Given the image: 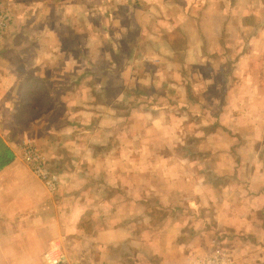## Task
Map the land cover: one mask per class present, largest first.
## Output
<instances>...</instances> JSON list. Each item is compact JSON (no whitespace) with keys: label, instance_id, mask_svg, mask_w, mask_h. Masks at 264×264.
Listing matches in <instances>:
<instances>
[{"label":"crops","instance_id":"crops-1","mask_svg":"<svg viewBox=\"0 0 264 264\" xmlns=\"http://www.w3.org/2000/svg\"><path fill=\"white\" fill-rule=\"evenodd\" d=\"M174 1L111 0L115 27L102 42L111 45L113 60L123 58L131 67L146 62L145 69L153 70L143 75L150 78L149 87H140L138 92L151 99L131 102L136 89L129 87L119 118L123 124L115 122L125 129L133 108L143 114L153 109L161 116L157 140L163 147L169 139L182 141L186 126L196 130V124L204 122L207 131L196 137L204 141L205 153V145L214 146L215 159L210 158L213 153L205 154L208 164L201 172L184 152L165 149L149 165L124 159L111 180V165L105 160L115 148L109 143L111 135L99 134L96 111L81 110L85 100L79 91L86 87L77 89L71 114L70 102H55L51 89L44 88L43 99L50 103H44L43 114L37 118L34 98L25 99L22 91L28 92L35 85L36 73L43 76L46 69L37 72L35 56L31 60L18 56L15 73L20 82L0 87V154L10 157L0 166V264H203L217 250L232 264H264V0H254V6L247 3L251 8L244 10L235 1L234 6L233 0L198 4L182 0L186 9L179 19L182 24L193 20L198 35L173 45L166 36L170 35ZM5 2L0 0V10L7 12H1L12 15ZM31 4L19 9L14 28L25 37L0 36V63L5 52L22 54L38 42L39 36L24 34L28 14L36 9ZM62 4L67 13L61 26L67 30L74 2L63 0ZM151 6L153 10H148ZM137 13L144 22L139 40L134 37L141 26ZM117 31L120 35L130 32L136 50L131 47L122 52ZM84 42L95 44L90 37ZM163 63L173 66L166 69L172 82L170 102L158 84ZM62 104L63 112L57 111ZM64 118L73 126L70 133L62 123ZM89 123L94 134L78 130L80 124ZM124 129L118 132L133 142L137 132ZM75 136L84 138L87 147L68 149L67 140ZM26 144L40 154L46 178L26 161ZM155 153L150 151L153 157ZM65 156H71L68 167L61 162ZM180 158L188 162L183 165L189 171L180 166ZM168 160L169 167L161 163ZM194 171L198 182L190 173Z\"/></svg>","mask_w":264,"mask_h":264},{"label":"rangeland","instance_id":"rangeland-1","mask_svg":"<svg viewBox=\"0 0 264 264\" xmlns=\"http://www.w3.org/2000/svg\"><path fill=\"white\" fill-rule=\"evenodd\" d=\"M150 1L155 2L156 0ZM234 1L237 3L236 7L240 10L247 8L250 9L251 7L247 3H250L252 6L256 4L254 0H239V2L238 0H233V5ZM62 2L63 0H6L5 3L11 8L12 15H10V13L6 15L8 24L0 30V36H5L6 39L11 36H16V40L25 37L23 34L14 30V28L18 23L19 9L23 7L24 4L32 3L31 5H34L36 9L35 11H30L28 14L30 18L26 16L28 17V22L24 24L26 29L24 34H26V36L29 35L30 37H39L38 42L29 47V49L25 50L24 48L22 54L15 51L5 52L3 60L0 63V66H4L0 67V70L5 72L3 77L0 76V87H9L11 84L17 83L18 81L20 82L21 77L19 78V76L15 73V63L16 57L21 55L25 60H31V57L33 59L35 56L33 63L35 64L37 72H41L46 69L42 73L44 74L43 76H39L40 73H36L37 80L35 85L30 87L28 92L24 91L25 88L22 91L25 99L37 98V100H35L37 106L36 114L44 110V103H49L43 99L44 88L49 87L46 88V90L51 89L52 92H50V96H52V99L55 102L59 100H64L65 103L70 102L71 104L70 106L67 105V109L71 114L74 113V105H76V102L73 101L77 100V89L80 87H86L79 91V97L82 95L85 100V103L82 104L84 106L81 110L85 111L87 109H94L96 111L94 114L95 116L97 115L96 120L101 121L98 124L101 127L99 134L108 133V135H111L109 143L111 148H115L111 153V156H108L105 160L106 165H111V180L114 179L113 175H115L114 169L116 165L121 163L124 159L127 160V163L129 160L138 159V162L141 164L147 163L149 165L156 163V160L161 158L165 149L166 152L171 150L184 152L190 160L193 162L195 161L194 163L198 165L201 172L205 171V164H208L204 160L205 154L213 153L214 155H210V158L213 160L215 159L216 152L214 150V146H212L211 143H208L207 146L205 145L208 152L205 153V148L203 147L204 141H202L201 138L200 140L196 137V135H198V137H202L203 133L207 131L206 124H204V122L196 124V130L195 128L186 126L183 130V134H181L182 141L179 140L177 142L169 139L170 141H167L165 147L161 146V142L157 140L159 139L158 135L161 134L162 130V126L159 122L161 116L159 113L154 114L153 109H147L148 114H143L141 111H135L139 110V108H133V113L128 117L127 127L125 128L126 130L118 122H115L120 121V123H122L121 121L123 119H119L122 117L120 116V113L124 111V108H126L122 102L124 101L123 98L126 94V89L129 87L131 90L136 89L132 92L131 102L143 100L149 101L151 99L150 97L146 98V96L139 94L138 92L141 89L140 87H149L146 82H148L150 78H144L143 75L145 73L152 72L153 70H149L148 72L147 68L145 69L146 64L144 63L146 62L139 63L137 66L131 67L130 63L126 64L128 61L123 58L113 60L111 45L102 42L104 36H111V33L113 32L112 27H115V25H113V20H115V18H111V0H73L74 5L71 9V11H73L72 19L68 22L67 30H65L66 28L64 29V26H61L63 21H65L64 19L66 18L67 13L65 5H63ZM198 2L201 3V0H194V4H198ZM205 2H207V0H204L203 3ZM6 4H4V6L8 7ZM171 4V9L173 11V16L171 15L172 26L168 29V31H170V35L166 36V40L170 41L172 44L183 39L191 41V38H195L198 35V28L193 23V20L190 22L188 21L189 24H182L180 21L181 19H179L180 17L178 15L186 9H183L185 3L182 0H175L174 3ZM152 8L153 7L151 6L148 10ZM187 8L189 12H192L190 11L192 7ZM3 12L5 13L7 10ZM136 20L141 26H139L138 31L134 32L136 35L134 36L132 33V36L139 40V37H141L144 32V27L142 26L144 22L141 18V14H136ZM10 23L13 24V27ZM59 25L63 28H59ZM120 33V31H117L115 37L120 35ZM124 34L125 35L121 34L119 36L122 38L117 39L119 49L122 50V52L123 49L127 52V50L131 47L136 50V43L132 42L130 32L127 33L124 31ZM83 37H90L93 39L95 44L89 42L87 45L84 42ZM112 37H114L113 34ZM65 40H67L66 43ZM130 43H132L131 46ZM194 45L195 44H190L192 47H194ZM48 55H50L51 58H49ZM92 55L94 57L93 59ZM122 55L124 54L122 53ZM38 56L43 57V59ZM111 66H115V68H112L111 70ZM141 67L143 68L142 75L140 74ZM160 67H162L164 73L160 75L158 84L162 85L163 93H165L167 97L166 100L169 99L168 102H170L172 94L169 87H171L172 82H170V77L167 74L166 69L167 67L173 69V66H167L163 63ZM130 73H134L135 75L132 76ZM88 87L96 88L91 89ZM151 93L153 94L152 91ZM154 94L160 100L161 98L162 100L164 99L163 94L161 97H159L155 92ZM155 100L157 101V98H155ZM93 105L94 107H92ZM56 107H59V104H56ZM60 107L62 110L57 108L56 110L63 112V104ZM137 107H139V105H137ZM175 111L176 110L173 109L171 112L174 113ZM24 112H27V108ZM184 116L188 118L189 114L185 113ZM83 118L85 119V116H83ZM62 123L64 125L68 124L65 122V118ZM51 124H53V122ZM67 126V131H69L68 133L72 132L73 126ZM82 128H84V130H81ZM91 128L92 125L90 123L87 125L80 124V128H78V130L83 131L82 133H86L87 131L91 133ZM119 129H124L129 133L137 132L134 141L132 142L125 138L122 132H118ZM143 130L151 132L152 136H149L143 132ZM193 131L195 132L193 133ZM191 133L193 134L191 135ZM91 134H94V132ZM140 135H142V137L144 135L145 136L143 139H140L138 138ZM85 138L89 139L91 137ZM75 139H77V141H75ZM67 142L66 147L68 149L74 148L81 150V148L87 147L83 144L84 138H79L78 136L69 138ZM55 145L59 146L58 141H56ZM150 151H156L154 157L150 155ZM80 154L82 153L79 152L78 155ZM74 158L77 160L80 159V156L76 155ZM70 160L71 156H65L62 158L61 162L68 167L71 164L69 162ZM161 163H169V167L171 161H162ZM187 163V161L180 158V166L186 171H189L187 170V166L183 165ZM190 173L195 176V180L198 182L199 178L197 179L196 172L194 171ZM208 173L209 172H205V174ZM159 176H161V173H159ZM127 178H130V174H128ZM129 208H132V205H129Z\"/></svg>","mask_w":264,"mask_h":264},{"label":"built area","instance_id":"built-area-1","mask_svg":"<svg viewBox=\"0 0 264 264\" xmlns=\"http://www.w3.org/2000/svg\"><path fill=\"white\" fill-rule=\"evenodd\" d=\"M1 11L2 10H0V30L3 29L7 25V20H8V19L6 20V15L2 13ZM24 155H25L26 161L30 163L34 171L37 174H41L43 178H46V172L43 170V167H44L43 161L41 159L40 154L34 148V146L26 144L24 148ZM57 260L58 259H55V262ZM203 264H232V263L229 261L227 256L222 251L217 250L211 256L207 257L204 260Z\"/></svg>","mask_w":264,"mask_h":264},{"label":"trees","instance_id":"trees-1","mask_svg":"<svg viewBox=\"0 0 264 264\" xmlns=\"http://www.w3.org/2000/svg\"><path fill=\"white\" fill-rule=\"evenodd\" d=\"M33 100H37V98H35V99H33ZM36 102V101H35ZM50 103V102H49ZM52 106H54V105H52ZM21 108L20 109H22V107H24V106H20ZM37 108V107H36ZM36 108H35V110H36ZM54 108V107H53ZM28 109V108H27ZM29 109H34L33 107H30ZM39 110V109H38ZM37 110V111H38ZM43 112V111H42ZM42 112H38L37 114H38V117L37 118H39L40 117V115H42L43 113ZM9 156H8V154H0V166L1 165H3V164H5L6 162H8L9 161Z\"/></svg>","mask_w":264,"mask_h":264}]
</instances>
